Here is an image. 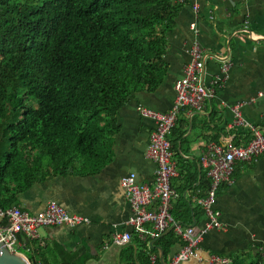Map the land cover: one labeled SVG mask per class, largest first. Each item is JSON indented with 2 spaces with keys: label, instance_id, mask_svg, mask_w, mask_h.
Returning a JSON list of instances; mask_svg holds the SVG:
<instances>
[{
  "label": "crops",
  "instance_id": "obj_1",
  "mask_svg": "<svg viewBox=\"0 0 264 264\" xmlns=\"http://www.w3.org/2000/svg\"><path fill=\"white\" fill-rule=\"evenodd\" d=\"M198 6L200 9L196 10ZM194 42H199L208 56L203 81L215 90L216 96L203 112L183 110L170 137L176 144L173 160L179 173L172 181L177 194L173 209L176 211L179 205L185 207L177 193L186 186L180 167L190 168L197 181L184 197L194 206L190 216L188 212L178 211L183 217H191L187 224H181L206 228L209 217L197 198L208 195L212 179L203 167V157L211 144L241 145L249 141L248 128L234 125L233 109L237 105H241L239 110L246 122L264 126V0H188L183 5L176 27L169 35L164 82L156 91L135 93L123 108L118 116L119 131L107 140L110 161L105 168L92 175L50 176L18 196V206L31 214L55 202L69 214L83 215L91 221L75 228H41L40 242L22 238L25 253L33 264H59L71 256L79 261L87 260V264H119L120 260L125 264L128 253L133 251L137 260L143 250L137 238L158 251L149 253L150 264L154 256L156 264L160 263L161 251L150 241L162 238V234L153 238L154 226L147 224V235L143 238L129 223L135 212L122 180L136 173L140 185L155 187L157 165L147 151L157 123L143 115L141 109L162 113L172 110L176 86L192 60ZM223 60L230 65L226 72L222 70ZM181 136L185 137L184 141L180 140ZM75 167L80 169L78 163ZM208 180L209 189L202 196V185ZM216 208L222 213V228L208 231L199 257L184 264H220L213 261L214 256L229 259V264L253 263L264 245V156L235 164L231 182L222 185ZM124 232L132 233L133 240L126 246L116 245L115 236ZM181 240L169 257H165L169 264L184 248L185 240Z\"/></svg>",
  "mask_w": 264,
  "mask_h": 264
},
{
  "label": "trees",
  "instance_id": "obj_2",
  "mask_svg": "<svg viewBox=\"0 0 264 264\" xmlns=\"http://www.w3.org/2000/svg\"><path fill=\"white\" fill-rule=\"evenodd\" d=\"M187 2L0 0V208L18 206V196L47 177L105 168L123 108L135 93L164 82L169 35ZM180 170L185 207L172 213L187 224L191 217L178 211L192 214L184 195L197 180L190 168ZM157 239L166 258L182 241L176 230ZM137 242L143 250L137 260L128 253L125 264H150L149 253L158 251ZM87 262L71 256L59 264ZM251 264H264V253Z\"/></svg>",
  "mask_w": 264,
  "mask_h": 264
},
{
  "label": "built area",
  "instance_id": "obj_3",
  "mask_svg": "<svg viewBox=\"0 0 264 264\" xmlns=\"http://www.w3.org/2000/svg\"><path fill=\"white\" fill-rule=\"evenodd\" d=\"M185 2V0H179ZM200 7H196L199 10ZM196 29V27H193ZM192 60L187 66L184 78L177 84V98L170 112L162 113L152 109L142 108L143 115L154 119L157 123L152 133L147 155L157 165L156 184L154 188L142 186L138 182V175L130 173L122 180L127 197L135 216L130 224L143 237L147 235L146 225L152 224L155 238L164 234L172 226L185 240L184 248L172 260L171 264H184L192 258L199 257V250L205 235L214 228H222L221 211L216 204L222 185L231 182L237 162L249 163L260 156H264V126L249 124L241 116V105L233 110L236 114L234 123L237 127H246L250 131V139L241 145L211 144L208 153L203 157L202 164L212 179V187L206 197L197 198V203L204 208L209 222L205 229L179 224L173 215V200L177 196L172 181L179 175L173 160L174 151L171 135L178 125L179 115L185 109L203 112L207 103L215 98V90L208 88L203 81L208 56L199 42H194ZM230 65L222 61V70L228 71ZM90 219L79 214H69L62 206L55 202L49 203L42 211L31 214L20 206L0 208V239L11 253H25L22 238L39 241V230L44 227L67 226L75 228ZM133 240L130 232L115 236L114 243L126 246ZM40 242V241H39ZM264 253V246L261 249ZM213 261L229 264L231 261L221 256H214ZM157 263V257H152V264Z\"/></svg>",
  "mask_w": 264,
  "mask_h": 264
},
{
  "label": "water",
  "instance_id": "obj_4",
  "mask_svg": "<svg viewBox=\"0 0 264 264\" xmlns=\"http://www.w3.org/2000/svg\"><path fill=\"white\" fill-rule=\"evenodd\" d=\"M193 227L196 226V224L191 225ZM176 226H172L170 229H168L164 234L161 235V237H165L168 235L170 232L175 230ZM156 241L152 242V246L154 248H157L161 251V261L163 264H169V262L165 258V253L161 247L154 246ZM0 264H33L31 260H29L28 257L24 256L21 253H11L4 245V243L0 239ZM121 263V260L119 262Z\"/></svg>",
  "mask_w": 264,
  "mask_h": 264
},
{
  "label": "rangeland",
  "instance_id": "obj_5",
  "mask_svg": "<svg viewBox=\"0 0 264 264\" xmlns=\"http://www.w3.org/2000/svg\"><path fill=\"white\" fill-rule=\"evenodd\" d=\"M186 68H187V67H186ZM176 90H177V86H176ZM177 94H178V93H177ZM176 98H177V96H176ZM175 101H176V100H175ZM31 104H32V103H31ZM34 106H37V105L34 104ZM263 246H264V245H263ZM263 246H262V247H263Z\"/></svg>",
  "mask_w": 264,
  "mask_h": 264
}]
</instances>
